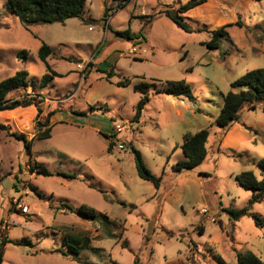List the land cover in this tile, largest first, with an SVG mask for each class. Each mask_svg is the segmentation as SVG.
<instances>
[{
    "label": "rangeland",
    "instance_id": "rangeland-1",
    "mask_svg": "<svg viewBox=\"0 0 264 264\" xmlns=\"http://www.w3.org/2000/svg\"><path fill=\"white\" fill-rule=\"evenodd\" d=\"M186 1L133 0L120 8V0H85L81 17L25 27L8 0H0V81L27 71L28 85L8 97L36 102L0 111V124L7 127L0 128V239L33 243H9L2 264H133L137 255L141 264L178 258L220 264L217 257L237 264V254L246 252L264 262V228L253 217L264 220V198L249 205L251 191L235 179L243 171L264 177L258 166L264 159V107L244 109L243 121L253 125L256 139L237 151H217L222 130L216 123L221 93L247 71L264 67V0H210L218 8L202 5L184 14L192 32L164 13L168 5ZM226 24H232L227 35L210 48L211 30ZM43 44L52 49L48 64L61 74L46 86L41 79L50 71L39 56ZM121 44L135 46L123 51ZM114 49L122 57L116 79L149 83L152 92L168 80L189 83L197 97L193 106L201 109L197 119L184 125L162 111L157 126L155 100L142 125L136 123L139 94L132 88L118 93L99 79L105 74L97 60ZM22 50L27 58L19 55ZM101 70L109 69L103 64ZM88 84L97 90L89 104ZM205 118L212 123L205 160L176 173L173 165L182 153L176 146L185 128L194 133L207 125ZM46 127L51 136L37 138ZM14 133H23L31 147ZM132 147L162 177L160 188L139 176ZM40 165L52 175L39 174ZM19 203L29 206L28 214ZM244 207L248 212L239 219L229 212ZM92 209L95 216L88 214ZM70 246L78 247L81 262L68 254Z\"/></svg>",
    "mask_w": 264,
    "mask_h": 264
},
{
    "label": "trees",
    "instance_id": "trees-1",
    "mask_svg": "<svg viewBox=\"0 0 264 264\" xmlns=\"http://www.w3.org/2000/svg\"><path fill=\"white\" fill-rule=\"evenodd\" d=\"M130 1L131 0H120L119 7H124ZM207 1L208 0H187L185 3H180L177 7L168 5L167 9L164 10V13L179 27L187 32H192L193 29L187 21L188 17H186L184 14ZM8 8L12 13L15 14V16L19 18L25 27H28L37 23L50 24L55 22H65L67 19L72 17H81L85 8V0H8ZM107 16L108 14L106 15L105 20H107ZM231 25L232 24H226L217 29L211 30L212 38L208 42V46L210 48H218L220 39L227 35L226 28ZM119 34H123L122 36H125L124 33ZM51 53V47L46 44H43L39 51L40 58L47 64V68L50 71V74L44 75L41 79L42 86H46L54 76H61L48 64L47 59ZM24 54H26L24 57L27 58V51L22 50L19 52V55ZM100 71L106 75L107 79H110L116 74L114 70ZM28 76V72L22 70L0 81V111L25 108L33 104L36 105V102L33 100L25 98L22 100H15L8 97L13 91L19 88H24L28 85ZM130 82V80L125 79L119 81L118 85L127 86L130 84ZM164 85V88L160 89V91L163 93L174 96H184L194 104L197 103V97L195 96L191 85L185 80H168L164 82ZM150 86L151 85L149 83L140 82L136 83L133 87L135 91L141 94L133 117L135 122L140 121L142 113L150 101ZM221 95L222 104L220 106L219 114L216 118V123L221 128L222 132H225L239 122L241 112L244 109H256L259 104L264 107V67L247 71L244 75L231 83V89L228 92L221 93ZM197 112H201V109L198 108ZM211 127L212 123H209L194 133L188 132L184 134L182 142L179 145L183 151L184 158L178 160L173 165V170L176 173L193 170L205 160L207 156L206 144L210 135ZM0 128L7 127L6 125L0 124ZM12 135L24 140L26 146L29 148L31 147V141L27 140L23 133H14ZM50 136L51 127L40 129L36 134V137L40 139L49 138ZM105 137L109 138L110 136L105 135ZM132 151L136 155V166L139 176L144 180L152 182L156 188H160L162 177L152 174V172L146 167L141 153L137 149L132 147ZM108 152H111L110 144L108 145ZM40 166L41 167L38 168L39 174L44 176L52 175V173L47 170L46 167L43 165ZM258 166L262 171V176H264V159L258 162ZM235 179L241 187L251 191L249 205L259 202L264 198V177L259 179L253 171H243L236 174ZM86 208L87 206L85 207V210ZM229 212L234 219H239L240 217L247 214L248 208L244 207L238 210H230ZM88 214L95 216L94 209L90 210ZM253 217L255 224L264 228V220L257 214H254ZM200 231L202 232L203 228H200ZM9 243L17 246L27 245L33 247V243L29 239H0V264L3 263L5 249ZM69 251V255H71L78 262H81L78 247L70 246ZM217 261L220 264H226L221 257H217ZM133 264H141L139 255L135 256ZM237 264H264V262L256 254L252 252H246L237 254Z\"/></svg>",
    "mask_w": 264,
    "mask_h": 264
},
{
    "label": "crops",
    "instance_id": "crops-1",
    "mask_svg": "<svg viewBox=\"0 0 264 264\" xmlns=\"http://www.w3.org/2000/svg\"><path fill=\"white\" fill-rule=\"evenodd\" d=\"M131 1H133V0H131ZM202 5H206V6L215 8V9L218 8L217 6L210 5V0H208L207 2H205ZM202 5H200V6H202ZM200 6H197V7L193 8V9L189 10L185 14L186 15H190L192 12L197 10ZM146 13L147 12L143 11L141 13V15H145ZM105 17H106V15H105ZM105 21L107 22V27H108V24H109V21H110V17H107V20H105ZM122 37H125V36H122ZM145 41H146V39L143 38V41H139V42L145 43ZM133 46H135V45L133 44L132 46H126L124 44H121V47H123V51H126L127 49H129L130 47H133ZM147 53H149V51H147ZM116 54H117V50L114 49V50L111 51V53H109L105 57L100 56L99 60H97V64H98V68H99L98 71L101 70V67H102L103 64L106 65V67H108L109 70L113 67L114 71H115V68L118 67L117 66V61L119 60L118 58H122V57L116 56ZM91 73H89V75H91ZM59 75H61V74H59ZM115 75H117V73ZM115 75L113 77H111L110 79H107L106 75H102V76H105V77H101L99 79L101 80V79L105 78L108 84H114L118 93L127 92L129 90V88H132L134 90L133 87L137 83L136 81L132 82L130 80L131 82H130L129 85L120 86V85H118V82L121 81V80H125L126 78H124V79H118L117 78L116 79ZM54 77H57V76H54ZM54 77H53V80L55 79ZM92 85L93 84H90V85L88 84V89H86L85 94H84V98L87 100V104H89L88 101L91 102V98H92L93 94H95V92L97 91L96 89H92ZM134 92L139 94L138 95V100H137V103H138V101H139V99L141 97V94L139 92L135 91V90H134ZM152 93L153 94L155 93L156 96H152L153 95ZM76 96H77V94H76ZM149 97H150V101L147 104V106L145 107V109H144V111L142 113V116L140 118V121H141V119L143 117V114H145L147 112V107L149 106L150 102H152V101L155 102V100L158 101L159 104H160V106L157 108V115L152 118L155 121V124L157 126H158V124H157L156 121L160 120L159 115L162 113V111L163 112H168L171 115V120L173 122L182 123L184 125H188L191 121L197 119V112H196L195 107L193 106V102H191L188 98H186L184 96H174V95H171V94H166V93H163L162 91H160V89H159L158 91H153V92L149 90ZM93 102H95V100H93ZM102 102L104 104L108 105L109 108H110V105L107 102H104V101H102ZM137 103H136V106H137ZM79 106H83V105L81 103H79ZM136 106H135V109H136ZM135 109H134V112H133L134 114H135ZM256 109H260V107L257 106ZM244 111H246V110H243L241 112V115H240V122L241 123H236L235 125H233L231 128H229L225 132L219 131L220 132V141H219V144L217 146L218 147V149H217L218 152H220V151L222 152V151H225L227 149L236 150L237 151V150H239L241 148V145L247 144V143L249 144L254 139H256V136L253 135V132L251 130L253 125H251V124L247 125V124H245L246 122L243 121V119L246 118V116H243ZM134 114L132 115V118L134 117ZM140 121L136 122V123L139 124ZM209 122H210V120L208 118L207 119L205 118V123L204 124H208ZM139 125L141 126L142 124L140 123ZM188 132H191V131L188 130V128H185V130L183 132V136H184V134H186ZM214 132H216V131H214ZM179 145L180 144H178L176 146V148L179 147ZM206 147H207V144H206ZM174 149H175V147H174ZM214 149L216 150V147ZM207 150H208V148H207ZM178 157H179V160L184 158L183 151H182V153H178ZM28 213H25V214H28ZM22 214H24V213H22ZM166 264H185V261L183 259L178 258V259H175L173 261H168Z\"/></svg>",
    "mask_w": 264,
    "mask_h": 264
},
{
    "label": "built area",
    "instance_id": "built-area-1",
    "mask_svg": "<svg viewBox=\"0 0 264 264\" xmlns=\"http://www.w3.org/2000/svg\"><path fill=\"white\" fill-rule=\"evenodd\" d=\"M18 208L22 213H28L29 212V206L23 203L18 204Z\"/></svg>",
    "mask_w": 264,
    "mask_h": 264
}]
</instances>
